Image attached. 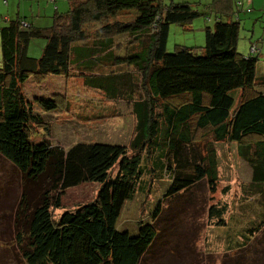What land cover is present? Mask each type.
<instances>
[{"label": "trees", "instance_id": "1", "mask_svg": "<svg viewBox=\"0 0 264 264\" xmlns=\"http://www.w3.org/2000/svg\"><path fill=\"white\" fill-rule=\"evenodd\" d=\"M242 11L254 12L251 0H45L38 14L44 25L20 13L1 20L0 159L24 184L10 224L27 264H140L157 231L150 223L138 224L135 233L119 229L120 209L146 196L157 176L169 179L166 198L177 202L180 191L202 182L215 191L216 148L207 143L201 153L198 130L215 142L235 143L249 168L251 195L255 188L264 194V77H256L263 54L253 42L248 54L238 51L239 39L250 37L243 33ZM200 16L206 19L204 44H174L167 51L169 27L188 31ZM33 39L44 40L38 58L28 52ZM106 65L117 69L98 71ZM37 75L80 78L108 102L121 103L103 119L116 111L129 114V144L81 141L63 148L33 142L30 127L57 109L51 98L29 100L24 93V83ZM85 182L99 183L96 200L60 214L54 224L68 240L62 254L49 251L31 232L37 213L61 208L57 192ZM223 213L217 203L207 209L217 222H224Z\"/></svg>", "mask_w": 264, "mask_h": 264}, {"label": "rangeland", "instance_id": "2", "mask_svg": "<svg viewBox=\"0 0 264 264\" xmlns=\"http://www.w3.org/2000/svg\"><path fill=\"white\" fill-rule=\"evenodd\" d=\"M169 1L163 0L165 3ZM57 2L62 3L63 0H57ZM44 4L45 0L37 2L36 0H6V4L0 0V24L3 23L2 19L14 18L17 13H20L19 16L27 14L24 16L28 20L39 19L40 21L36 23L44 25L45 18L38 16ZM48 6L50 11L52 3L49 2ZM66 7L67 5L64 4L61 9ZM253 7L255 8L253 13L242 15L243 21L246 22L241 23L246 30L243 33L250 37L248 40L239 39L238 51L248 54V45L251 42L261 48L263 55L258 56L256 64V77L261 78L264 77V47L262 46L264 45V0H254ZM205 22L206 19L202 16L196 18L188 31H184L177 25H171L167 51L172 52L174 44L202 46ZM243 28H241V36ZM43 45L44 40L33 39L28 48L30 56L38 58ZM116 69L117 67L106 65L98 68V71L112 73ZM74 74L71 72L70 76ZM260 87L264 90V84ZM23 90L29 100L37 97L51 98L57 106L54 112L43 116L42 125L30 127V138L33 142L47 140L52 145L63 148L81 141L129 144L132 130L129 114L119 117L116 111L110 118L103 119L115 107L122 108V104L108 102L102 93L85 86L80 78H72L69 75L30 76L24 83ZM34 107L43 115L38 104ZM121 112L125 113V109ZM196 138L201 143V153H204L207 143H212L216 148L218 182L215 191H210L205 182H202L190 188L189 191L188 189L180 191L177 199L181 198V200L177 202L174 197L166 198L165 191L170 184L169 179L157 176V181L147 184L146 196L137 195L132 200L124 202L117 220L118 228L135 233L138 224L143 226L150 223L155 227L157 236L143 253L140 264H264V194L257 193L255 188V194L252 192L251 195L248 189L249 168L237 156L235 143L215 142L211 134L205 130H198ZM1 159L0 264H27L14 238L15 227L10 224L14 220V209L18 206L24 184H21L20 175L13 171L10 164L4 163ZM145 178L148 182L150 176L146 175ZM98 189L99 183L85 182L68 188L63 193L57 192L61 195V208L49 207L46 212L40 210L37 213L35 226L33 224L31 227L35 241L49 251L62 254L66 245L65 239L68 240V236L59 232L54 224L55 220L64 210H72L81 204L96 200ZM35 198L37 194H33L31 201H35ZM182 201L183 203L185 201L184 207H182ZM169 202L170 209L167 208ZM175 202L179 205H175L177 204ZM34 203L31 202V209ZM215 203L224 207L222 215L224 222H217L207 217V209ZM157 205H159L158 208ZM155 208L157 211L153 214ZM248 215L250 220L246 217ZM5 219L7 223L1 222ZM246 228H248V231H245L247 235L243 237L242 231ZM226 229L232 230L228 236Z\"/></svg>", "mask_w": 264, "mask_h": 264}, {"label": "crops", "instance_id": "3", "mask_svg": "<svg viewBox=\"0 0 264 264\" xmlns=\"http://www.w3.org/2000/svg\"><path fill=\"white\" fill-rule=\"evenodd\" d=\"M64 2V0H63ZM254 6V0H251V7ZM246 7V3L243 5V8ZM254 8V7H253ZM255 9V8H254ZM49 11V9H47ZM244 14H247V13H244L243 11L240 13V17L241 15H244ZM254 16H258L257 14H255ZM244 20V19H243ZM242 20V24H245L246 22Z\"/></svg>", "mask_w": 264, "mask_h": 264}]
</instances>
